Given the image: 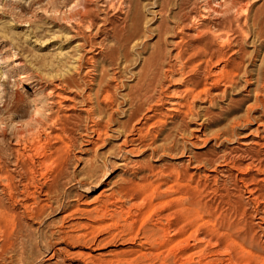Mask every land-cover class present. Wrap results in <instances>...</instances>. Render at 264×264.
<instances>
[{"label": "rangeland", "instance_id": "rangeland-1", "mask_svg": "<svg viewBox=\"0 0 264 264\" xmlns=\"http://www.w3.org/2000/svg\"><path fill=\"white\" fill-rule=\"evenodd\" d=\"M83 1L0 0V264H264V0Z\"/></svg>", "mask_w": 264, "mask_h": 264}, {"label": "bare ground", "instance_id": "bare-ground-1", "mask_svg": "<svg viewBox=\"0 0 264 264\" xmlns=\"http://www.w3.org/2000/svg\"><path fill=\"white\" fill-rule=\"evenodd\" d=\"M77 2V1H76ZM64 3V2H63ZM92 4H93V0H84L83 1V3L82 4H80V7H69V9L67 8L66 9V11H64L63 13L61 12H59L60 13V15H58L59 13H58V11H61V10H58L57 12H55V9H54V13L53 14H55V13H57L56 15H58L57 16V20L59 19L60 21H63V22H66V21H68V22H70V23H78V25L79 26H84V25H86V24H88V25H95V21H94V18H95V16H94V10L92 9ZM68 6V5H67ZM66 6V7H67ZM74 6V5H73ZM78 8V9H77ZM80 8V9H79ZM57 10V9H56ZM58 20V21H59ZM74 23V24H75ZM73 25V24H72ZM70 26H71V24H70ZM79 26H77V27H79ZM89 26V27H90ZM74 28V27H73ZM75 30V29H74ZM76 31V30H75ZM182 54V53H181ZM180 56H182V55H180ZM172 70L170 69H168L167 70V72H171ZM220 80V79H219ZM216 83V82H215ZM186 92H188V90L186 91ZM185 92V93H186ZM189 93V92H188ZM58 97H61L60 95H57ZM189 97H190V94H189ZM61 99H62V97H61ZM149 99V98H148ZM34 100V99H33ZM32 100V101H33ZM71 101V100H70ZM64 102V101H63ZM175 102V101H174ZM171 108L170 109H167L168 110V112L170 113V114H174V113H180V114H183L185 117H187V116H189L191 113H192V110L191 109H188V111H187V108L188 107H186L187 105H181V103L179 104V103H171ZM36 111V110H35ZM36 116V119H34V121H38V122H41L42 121V119H41V121H40V118H38V116L37 115H35ZM150 118H152V117H150ZM45 119H46V117H45ZM35 123H37V122H35ZM55 123V122H54ZM38 124V123H37ZM32 125V124H31ZM63 127V126H62ZM3 128V127H2ZM17 128V127H16ZM30 131V129H29V126H27L25 129H15L14 130V136L15 137H17L16 139H17V144L18 145H20V144H22V141H23V139H24V137H25V131ZM100 132V131H99ZM98 132V133H99ZM1 135L3 136V137H5L6 135H7V133H6V131L5 130H1ZM63 133V132H62ZM61 133V134H62ZM33 134V133H32ZM100 135V134H99ZM67 136V135H66ZM56 137H58V135L56 136ZM28 138V137H27ZM58 138H60V137H58ZM57 138V139H58ZM25 140V139H24ZM35 140V139H34ZM63 140V139H62ZM64 143V142H63ZM16 144V145H17ZM40 144V143H39ZM21 146V145H20ZM19 147V146H18ZM24 150H25V148H24ZM165 151V150H164ZM13 152V151H12ZM23 152H25V153H21V152H19V150H18V152L16 151V153H17V155L19 156V159L20 158H29V159H31L30 158V155H26V151H23ZM15 153V152H14ZM32 153V152H31ZM30 154V153H29ZM4 155H5V152H4V150L2 149V151H1V153H0V179L2 180V179H4L6 182L2 185V187H3V191H10L11 193L14 191V188H13V177H12V175L9 173V171L7 172H5V162H4V160H3V157H4ZM43 157V156H42ZM18 160V159H17ZM33 161V162H32ZM32 161H31V164H30V167H27L26 165H25V161H21V160H18L17 161V163H16V165H17V167H19L20 168V170H21V172H23V173H25V174H29V173H32V172H34V168H32V167H34L35 166V162H34V159H32ZM42 162H40V165H41V167H43L42 166V164H41ZM44 166H45V164H44ZM227 166V165H226ZM47 168V167H46ZM27 176V175H26ZM0 204H1V200H0ZM21 221V219H19L18 217H17V214H15V213H11V214H9V212L5 209V208H0V252L2 251V252H8V251H12L13 250V252L15 251V248H16V246H17V242H16V239L18 238V235H19V232H18V229H19V226H20V221ZM11 225H12V227H11ZM20 239V238H19ZM21 243V242H20ZM189 244V243H188ZM22 245V244H21ZM20 245V246H21ZM19 247V246H18ZM191 247V246H190ZM20 248V247H19ZM21 248H23V247H21ZM20 248V249H21ZM18 249V248H17ZM16 249V250H17ZM169 252V251H168ZM9 253V252H8ZM7 253V254H8ZM173 253V252H172ZM0 254H2V253H0ZM6 254V253H5ZM10 254V253H9ZM12 254V253H11ZM14 254V253H13ZM23 254V253H22ZM21 256V255H20ZM161 256V255H160ZM3 257H4V255H3ZM19 257V256H18ZM146 257V256H145ZM2 259V258H1ZM4 259V258H3ZM6 259V258H5ZM21 261V260H20ZM117 261V260H116ZM120 261L122 262V260H119V263H120ZM23 262V261H22ZM110 262V261H109ZM112 262V264H113V262L114 261H111ZM125 262V261H124ZM124 262H122L123 264H124ZM127 262V261H126ZM21 263V262H20ZM118 263V262H117ZM101 264H104V262L103 263H101ZM106 264V263H105ZM108 264H110V263H108ZM116 264V263H115Z\"/></svg>", "mask_w": 264, "mask_h": 264}]
</instances>
